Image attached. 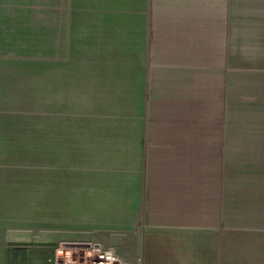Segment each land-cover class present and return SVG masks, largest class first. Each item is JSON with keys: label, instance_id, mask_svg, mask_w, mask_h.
I'll list each match as a JSON object with an SVG mask.
<instances>
[{"label": "crops", "instance_id": "crops-1", "mask_svg": "<svg viewBox=\"0 0 264 264\" xmlns=\"http://www.w3.org/2000/svg\"><path fill=\"white\" fill-rule=\"evenodd\" d=\"M76 7L0 0V264H61L76 220ZM239 73L264 119V0H89V119L142 141L117 167L141 264H264V134L239 164L225 131Z\"/></svg>", "mask_w": 264, "mask_h": 264}, {"label": "rangeland", "instance_id": "rangeland-1", "mask_svg": "<svg viewBox=\"0 0 264 264\" xmlns=\"http://www.w3.org/2000/svg\"><path fill=\"white\" fill-rule=\"evenodd\" d=\"M76 14L77 216L71 229L63 221L62 242L89 246L71 248L62 244L61 264H141V213L135 208L139 188H124L130 172L117 167H136L141 160L142 141L134 137L132 130L122 132L119 123L89 119V0H77ZM253 82L251 76L239 73L237 107L231 109V118L225 119V131L232 134L234 140L230 142L237 147L239 164L246 163V151L252 144L261 147V140H251L256 137L253 134H264V119L249 117L250 92H246V85ZM123 134L127 138L119 139ZM89 165L115 169L94 171L89 170ZM241 194L240 200L245 201V191ZM239 206L246 204L241 202ZM112 232L125 236L117 242ZM121 255L123 260L119 259Z\"/></svg>", "mask_w": 264, "mask_h": 264}, {"label": "water", "instance_id": "water-1", "mask_svg": "<svg viewBox=\"0 0 264 264\" xmlns=\"http://www.w3.org/2000/svg\"><path fill=\"white\" fill-rule=\"evenodd\" d=\"M63 244H66V247H71V248H83V247H88V243H80V242H64ZM117 264V262H115Z\"/></svg>", "mask_w": 264, "mask_h": 264}, {"label": "bare ground", "instance_id": "bare-ground-1", "mask_svg": "<svg viewBox=\"0 0 264 264\" xmlns=\"http://www.w3.org/2000/svg\"><path fill=\"white\" fill-rule=\"evenodd\" d=\"M108 259L110 258V257H107Z\"/></svg>", "mask_w": 264, "mask_h": 264}]
</instances>
